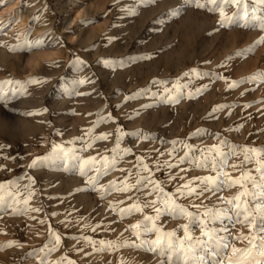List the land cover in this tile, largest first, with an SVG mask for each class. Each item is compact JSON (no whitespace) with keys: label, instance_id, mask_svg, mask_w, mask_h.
Listing matches in <instances>:
<instances>
[{"label":"rangeland","instance_id":"obj_1","mask_svg":"<svg viewBox=\"0 0 264 264\" xmlns=\"http://www.w3.org/2000/svg\"><path fill=\"white\" fill-rule=\"evenodd\" d=\"M200 2L0 4V264H166L168 249L145 243L164 233L209 264L205 229L247 246L235 238L250 227L219 213L235 217L226 201L245 190L250 208L264 200V4L224 5L222 25ZM212 149L234 153L226 167L206 165ZM208 177L213 190L181 195ZM146 217L161 231L145 233Z\"/></svg>","mask_w":264,"mask_h":264},{"label":"snow or ice","instance_id":"obj_2","mask_svg":"<svg viewBox=\"0 0 264 264\" xmlns=\"http://www.w3.org/2000/svg\"><path fill=\"white\" fill-rule=\"evenodd\" d=\"M4 0H0V4H2ZM260 3L264 4V0H259ZM208 5H212L208 10L213 12H219L221 16V23L222 25L231 22L232 18L229 17L227 21L224 19L225 16V10L224 5H239L243 8L244 0H207ZM196 7L198 8H205L206 5L200 0H196ZM262 30H264V21L261 22ZM27 43V41H26ZM260 44H264V39L259 41ZM29 46H35V45H29ZM240 55H244V53H241ZM257 77L261 80V82H264V72L258 73ZM236 85L233 84L232 87H235ZM106 139V137H103ZM59 147V146H56ZM209 151H213L216 153H219L220 160L219 162L216 159H211L209 161H206V165H210L213 171H218L219 169H222L227 166V162L230 159V156L234 153L225 154L220 152L219 149H212ZM245 151H255V150H248L245 149ZM247 159V157H246ZM92 161H84V164H91ZM205 166V165H201ZM233 167H236L233 165ZM83 174V173H82ZM223 176H227L226 172L221 173ZM262 176H264V171L261 173ZM248 174L244 173L242 174V180L247 178ZM242 180H230L227 183L228 188H232L236 185H240L241 187H245L242 183ZM204 184V188L200 190L199 193L196 192L195 189L191 188L189 185H185L184 187L188 189L187 192H181V195L190 196L193 194L200 195L204 191H211L213 189L209 188L208 185L210 184H216V180H214L211 177L206 178L202 181ZM125 191L130 190V187H126L124 189ZM157 190L160 192H163V189H160L157 185ZM177 191H180L179 189ZM262 197H264V190H262L261 193ZM242 196H252L251 193H248L246 190L240 192L233 200L226 201V203L230 204L232 206V210L235 213V217L229 216L228 212H222L219 213L220 216L224 217V219L229 220L230 222L234 224L236 223H244L250 227V229L253 231V234L251 236H244L243 234L239 235L235 239L238 242H244L247 241V246L245 248H237L235 247L231 242H224L221 240L216 232L214 230H208L205 229L204 235L208 237V241L212 242V244H215L219 251H216L215 248H210V251L212 252L213 256L215 257L212 261L209 262V264H264V200H262L260 205H255L254 207L250 208L248 206V200L241 201ZM253 199L255 197L253 196ZM4 199L3 196L0 195V204H3ZM165 208L164 210L170 213H173L177 215L178 217L183 218L184 216L191 217L192 213L188 212L185 208L181 207L180 205L176 204L175 201H172L171 204L168 203V201H164ZM151 206V205H148ZM141 211V207L139 205H134L133 209L127 210L128 212L131 211ZM161 208H157V219L159 218L161 214ZM211 211V210H209ZM253 213H256V215H253ZM208 213H205L207 215ZM146 220L151 222L150 224H145L143 231L145 233H151L153 231L160 232L161 230L156 227L155 222L152 217H146ZM203 224V221L201 222ZM139 227V225L134 226ZM185 235L190 240L191 237L188 236V229L185 228ZM224 232L228 231V228L225 227L223 229ZM137 235H140L138 232ZM164 236L168 237L167 241H162L160 237H158L155 241H145V243H149L150 245L154 246H160L163 244V247L168 249V259L166 260V264H189V251L191 249V245H189L187 248L184 246V241L173 240L172 237L175 236V233H164ZM57 241L59 240V237H56ZM104 242L101 241V244ZM197 243H201L203 247V243L200 241H197ZM149 250H152L151 248ZM172 257H175L174 259ZM193 259L198 262V264H205V260L203 257L197 256L193 254Z\"/></svg>","mask_w":264,"mask_h":264},{"label":"bare ground","instance_id":"obj_3","mask_svg":"<svg viewBox=\"0 0 264 264\" xmlns=\"http://www.w3.org/2000/svg\"><path fill=\"white\" fill-rule=\"evenodd\" d=\"M53 54V53H52ZM47 55V56H46ZM48 55H51V53H48V54H38V55H33V56H31V57H29V59H28V61H27V63H28V65L29 66H31V67H33V66H35L36 64H37V62L41 59V58H43V57H49ZM146 81H148V80H145V82ZM135 88V86H133V85H131V86H129V89L130 90H133ZM124 91V90H123ZM124 93V92H123ZM116 104V103H115ZM118 105H121V104H118ZM117 105V106H118ZM30 125V124H29ZM37 130V129H36ZM73 163V162H72ZM76 163V162H75ZM74 163V164H75ZM78 163V162H77ZM74 164H70L71 166H73L74 167ZM80 164V163H79ZM69 165V164H68ZM66 167H67V164H66ZM69 167V166H68ZM72 167V168H73ZM77 167H79L78 166V164L76 165V167L75 168H77ZM82 166L80 165V168H81ZM70 168V167H69ZM74 168V170L72 171V172H74V173H78L79 172V170H82V169H78V172H77V169H75ZM67 169V168H66ZM76 174H74L75 176H76ZM66 175V174H65ZM61 176V175H60ZM69 176H70V174H69ZM72 176H73V174H72ZM61 179H62V177H60ZM64 179V178H63ZM49 180V179H48ZM65 181V180H64ZM75 182H76V180H75ZM79 181H77V183H78ZM68 184V183H67ZM73 184H75V183H73ZM78 185V184H77ZM67 186V185H66ZM71 186V185H70ZM72 186H74V185H72ZM71 188V187H70ZM73 188V187H72ZM78 188V187H77ZM69 189V188H68ZM74 189V188H73Z\"/></svg>","mask_w":264,"mask_h":264}]
</instances>
